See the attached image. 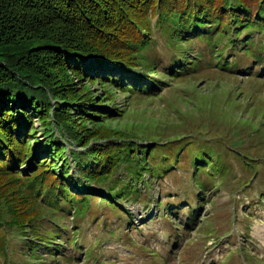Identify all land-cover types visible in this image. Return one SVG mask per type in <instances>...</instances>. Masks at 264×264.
<instances>
[{"label": "rangeland", "instance_id": "rangeland-1", "mask_svg": "<svg viewBox=\"0 0 264 264\" xmlns=\"http://www.w3.org/2000/svg\"><path fill=\"white\" fill-rule=\"evenodd\" d=\"M158 20L159 16L151 17L156 47L146 52L144 65L155 61L163 70L174 50L167 46L169 38ZM177 45L180 52L188 53L189 60L195 58L189 63L196 70L175 75L154 74L150 69L140 70V74L129 70L123 79L114 81L111 76L120 75V70L86 60L82 77L69 73L67 80L74 82L73 87L91 91L104 108L93 109L96 117L86 122L90 131L84 133H91L85 139L87 146L82 148L69 133L60 138L65 139L68 156L78 152L86 157L99 145L132 143L153 154L147 157L150 167L167 168L163 177L146 173L136 183L140 196L133 195L115 207L110 201L111 187L129 176L127 167L119 165L106 177V187L85 195L91 198L88 204L68 205L57 213L40 202L37 210L43 215L41 222L26 224L24 229L4 225L12 215L6 204L10 196L0 187V214L4 220L0 222V264H264V62L258 66L255 58L229 48L227 60L241 57L238 67H232L230 61L224 70L208 64L200 68L192 52L204 50L209 55L207 45ZM209 60L207 56L205 63ZM107 73L112 75L108 77ZM87 76L94 82H89ZM146 81L149 85H144ZM122 82L133 84L134 92L121 91ZM58 104L55 100L52 103L54 107ZM68 105L71 116L81 122L79 116L84 115L73 110L78 104ZM114 109L115 114L108 117L107 112ZM32 117L38 133L25 139L27 146L33 144L30 141L34 137L41 143L48 140L41 119L34 114ZM55 134L59 136V131ZM196 150L207 155L209 163H203L206 167L212 162L216 169H225L203 195V201L194 195L196 173L191 161ZM31 165L16 171L29 174ZM59 168V172L51 170L62 176L63 164ZM77 171L74 165L71 176ZM70 184L75 193H80L76 181ZM168 203L180 206L179 216L166 215L163 207ZM192 206L197 209L198 221L182 229ZM47 229L51 237L59 233L64 239H57L50 247L43 245L38 239L41 237L33 232L45 234ZM74 238L78 247L69 243ZM63 242L69 243L68 249ZM32 245L38 247L35 257L24 252Z\"/></svg>", "mask_w": 264, "mask_h": 264}, {"label": "trees", "instance_id": "trees-1", "mask_svg": "<svg viewBox=\"0 0 264 264\" xmlns=\"http://www.w3.org/2000/svg\"><path fill=\"white\" fill-rule=\"evenodd\" d=\"M156 16H159L158 25L169 38L167 46L174 50L163 70H159L155 61L150 66L144 65L148 60L146 52L156 47L153 44L156 29L150 28L151 17ZM262 36L264 0H0V187L10 196L6 204L12 215L11 221L4 225L22 229L29 223L38 225L42 215L37 210L40 202L57 213L68 205L88 204L91 198L85 195L106 187V177L112 170L116 172L119 165L127 167L129 176L111 187L110 201L115 207L133 195L140 196L142 192L136 183L143 180L146 173L163 177L167 170L150 167L147 157L153 154L132 143L99 145L86 157L78 152L68 156L65 139L60 138L69 133L82 148L87 146L85 139L91 133H84V130L90 131L86 122L96 117L93 109L104 108L91 91L76 90L74 82L67 80L69 73L82 77L86 60L95 61L97 66L116 67L114 70H120V75L107 73L114 81L123 79L129 70L137 74L144 69L154 74L157 71L166 75L185 74L197 69L189 63L195 58L189 60L188 53L180 52L175 45L201 42L207 45L209 55L204 50L192 52V57L199 59L200 68L208 64L224 70L231 63L232 67H238L241 57L227 60L229 48L255 58L259 66L264 62ZM207 56L210 60L205 63ZM88 81L94 82L90 77ZM148 81L144 85H149ZM133 86L123 83L120 87H124L121 91L131 93ZM54 100L59 103L56 107L52 105ZM72 103L78 104V109L73 110L86 115L79 116L81 122L71 116L68 104ZM111 111L107 112L108 117L117 110ZM33 114L41 119L48 140L41 143L34 137V142L30 143L36 145L31 147L25 145V139L38 133ZM192 155L196 173L194 195L203 201V195L225 169H216L212 162L207 167L203 165L209 159L199 150ZM29 163L32 164L29 174L16 171ZM61 164L62 176L54 174L51 169L58 171ZM73 164L78 167L76 176H71ZM206 169L212 172L206 174ZM71 181L77 182L80 193L72 190ZM172 205L168 203L163 207L166 215L179 216L180 206ZM197 216V209L190 207V218L185 220L182 229L195 226ZM2 219L0 214V222H4ZM37 231L34 235L41 237L39 242L47 247L56 244L57 239H64L59 233L51 237L48 229L45 234ZM69 243L78 247L76 238ZM69 243L63 242L62 246L68 249ZM36 251L37 245H32L24 252L35 257Z\"/></svg>", "mask_w": 264, "mask_h": 264}]
</instances>
